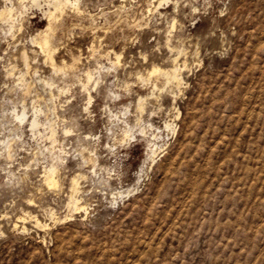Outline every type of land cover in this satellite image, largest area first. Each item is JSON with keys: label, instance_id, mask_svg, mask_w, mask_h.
Listing matches in <instances>:
<instances>
[{"label": "rangeland", "instance_id": "rangeland-1", "mask_svg": "<svg viewBox=\"0 0 264 264\" xmlns=\"http://www.w3.org/2000/svg\"><path fill=\"white\" fill-rule=\"evenodd\" d=\"M78 4L53 22L55 63L77 60L63 73L30 40L48 26L47 2L0 0L13 8L12 28L0 18V264H264V0ZM175 56L179 87L148 75ZM87 70L101 86L84 91ZM23 107L40 110L37 133L11 113ZM48 121L54 151L66 150L50 191ZM75 174L87 211L70 216Z\"/></svg>", "mask_w": 264, "mask_h": 264}, {"label": "bare ground", "instance_id": "bare-ground-1", "mask_svg": "<svg viewBox=\"0 0 264 264\" xmlns=\"http://www.w3.org/2000/svg\"><path fill=\"white\" fill-rule=\"evenodd\" d=\"M20 1V0H19ZM32 2H34V3H36V4H39V1L40 0H31ZM43 1H45V2H47V9L46 10H44L43 12H44V14H45V16H47V19H48V26H47V28L46 29H44V30H42V31H40L36 36H34V37H31V42L32 43H34L37 47H38V49L40 50V52L43 54V58L45 59V62L47 61V63H49L51 66H52V69L54 70H59L58 72H60V71H63V73H64V71L65 70H67V69H69L68 71H70V69L73 67V65H74V63L77 61H74V62H72V63H70V64H66V62H65V60H64V62L65 63H61V65L60 66H57V64L55 63V59H54V57H53V53L58 49H56L55 50V42H54V33H53V31H54V21H56L57 20V13H59L60 12V15H61V13H63L62 11L65 9V7L66 6H71V7H73L74 9H76L77 11H79V4H78V0H43ZM28 4V3H27ZM41 4V3H40ZM162 4V1H160L158 4H157V6H160ZM23 5V4H22ZM51 7H52V9H51ZM3 9V8H2ZM81 9V8H80ZM150 9V8H149ZM22 10V9H21ZM20 10V11H21ZM12 11H13V8L10 6V7H8V8H6V9H3V10H0V18H1V16L3 15L4 16V20L5 21H7V22H9V26L12 28V25H13V23H12V21H13V17L11 16L12 14ZM82 11V10H81ZM15 12V11H14ZM86 13V12H85ZM21 18V17H20ZM3 20V21H4ZM56 24V23H55ZM57 24H58V22H57ZM56 27V26H55ZM95 27H97V26H95ZM139 27V26H138ZM96 29V28H95ZM41 30V29H40ZM55 50V51H54ZM108 52V51H107ZM28 53V52H27ZM178 53V52H177ZM179 53H181L180 51H179ZM95 54V53H94ZM108 54H109V52H108ZM114 54V60H116V61H113V62H111L112 64H113V66L116 64V62H118L119 63V58H120V55L119 54H117V53H113ZM18 55V54H17ZM97 55V54H96ZM72 56V55H71ZM113 56V55H112ZM179 56V55H178ZM177 56V57H178ZM80 57V56H79ZM95 59V58H94ZM178 60H179V58H177ZM21 60L23 61V63H24V65H23V67L25 66V68L26 69H28V68H30L31 69V66L29 65V62H28V56H27V54H26V52L25 51H23L22 53H21ZM20 60V61H21ZM30 60V59H29ZM79 60V59H78ZM176 56H175V58H173V65H171V68H166V69H160V67L158 68V67H153L152 68V70L150 71V73L148 72V75L150 74H153V73H160L162 76H163V78H164V81H165V84L167 83H171L170 85H172L173 83L176 85V86H178V85H180V83L183 81H181V67L182 66H179L177 63H176ZM185 60V59H184ZM183 60V61H184ZM182 61V62H183ZM61 62H63V61H61ZM179 62V61H178ZM186 62V60L183 62V66L184 67H186L185 66V63ZM31 63V62H30ZM60 63V62H59ZM68 63V62H67ZM99 64V63H98ZM104 65V64H103ZM111 65V64H110ZM30 66V67H29ZM99 66V65H98ZM116 66H117V64H116ZM104 67V66H103ZM97 68V67H96ZM99 68H101V67H99ZM111 68V67H110ZM183 68V67H182ZM12 69V68H11ZM20 69V68H19ZM25 69V70H26ZM88 69V68H87ZM102 69V68H101ZM100 69V70H101ZM109 69V68H108ZM24 70V69H23ZM76 70V69H75ZM98 70V69H97ZM96 70V71H97ZM11 71V70H10ZM14 71V70H13ZM30 72V71H29ZM92 72H93V70H92ZM91 71H89V70H87L86 72H85V80H84V82H82L81 80V82H82V87L85 89L84 91H88L89 90V87H91V86H89L90 84L91 85H93L94 87L95 86H97V85H99V83H100V79H101V75L99 74V75H97V76H94V72L92 73ZM8 73V72H7ZM10 73H12V71L10 72ZM24 73V72H23ZM22 73V74H23ZM25 73H26V71H25ZM83 73V72H82ZM96 73H99V72H96ZM21 74V73H20ZM22 74H21V76H22ZM56 74V73H55ZM26 74H24L23 75V77L25 76ZM154 75V74H153ZM157 75V74H156ZM79 76V75H78ZM103 76V75H102ZM20 77V76H19ZM140 78L142 77L141 75L139 76ZM139 77H138V79H139ZM150 77V76H149ZM20 78H22V77H20ZM20 78L18 79V80H20ZM25 78V77H24ZM77 78V77H76ZM79 78V77H78ZM143 78V77H142ZM141 78V79H142ZM146 78V77H145ZM183 78V77H182ZM39 79V78H38ZM144 79V78H143ZM149 79V78H148ZM27 80V79H26ZM26 80H24V84H26ZM41 80V79H40ZM44 80V79H43ZM42 80V81H43ZM47 80V79H46ZM51 80V79H50ZM83 80V79H82ZM23 81V80H22ZM21 81V82H22ZM30 83V80L29 81H27V83ZM38 82V81H37ZM40 82V81H39ZM81 82H80V84H81ZM102 82V81H101ZM49 83V82H48ZM54 83V82H53ZM183 83V82H182ZM43 84V83H42ZM173 84V85H174ZM23 85V84H22ZM28 85V87H30L29 86V84H27ZM44 85V84H43ZM174 85V86H175ZM32 86V85H31ZM92 86V87H93ZM99 86H101V85H99ZM53 87V86H52ZM93 87V88H94ZM179 87V86H178ZM24 88V87H23ZM59 88V87H58ZM62 88V87H61ZM63 88H64V86H63ZM68 88V87H67ZM66 88V89H67ZM100 88V87H99ZM26 89H27V87H26ZM60 89V88H59ZM66 89H65V91H66ZM91 89V88H90ZM51 90H52V88H51ZM67 90H69V89H67ZM83 90V89H82ZM95 90H96V88H95ZM28 91V90H27ZM53 91V90H52ZM59 91V90H58ZM62 91V90H61ZM51 92V91H50ZM59 93H61V92H59ZM65 93V92H64ZM58 94V93H57ZM63 94V93H62ZM88 94V102L91 100V98H92V95H90V93L88 92L87 93ZM51 96V95H50ZM115 96V95H114ZM119 96V95H118ZM117 97V96H116ZM55 99V98H54ZM144 100H146V99H144ZM50 101V100H49ZM55 101V100H54ZM143 102V99L142 98H139L138 99V103H137V109H139V112H141V111H143V105H145V104H143L142 103ZM22 106H24V105H22ZM56 106V105H55ZM17 107V106H16ZM26 107V106H25ZM145 107V106H144ZM27 108V107H26ZM26 108H24L23 107V109H22V111L21 112H11L12 114H13V116H14V118L15 119H17V120H19V122H23L24 120H26V122H28V125H29V128H30V131H32V132H35L36 130H37V126L40 124V121H39V119H38V113L40 112V110L39 109H35V111L33 112V114L31 115V116H27V113H26V111H25V109ZM128 108V107H127ZM56 109V108H55ZM126 109V108H125ZM15 111H17V110H15ZM19 111H20V109H19ZM33 111V110H32ZM28 112V111H27ZM127 112V111H126ZM114 113V112H113ZM112 113V114H113ZM29 114V113H28ZM43 114V113H42ZM48 114V113H47ZM124 114V113H123ZM114 115V117L116 116V114H113ZM112 115V116H113ZM117 115H118V113H117ZM12 116V117H13ZM56 116V115H55ZM136 116V115H135ZM11 117V118H12ZM51 117V116H50ZM59 117V116H58ZM57 117V118H58ZM114 117H112V118H114ZM120 117H121V115H120ZM119 117V118H120ZM141 117V116H140ZM40 118V117H39ZM50 119V118H49ZM137 119V118H136ZM139 119V118H138ZM137 119V120H138ZM57 120V119H56ZM110 120H111V118H110ZM113 120H115V118L113 119ZM117 120V119H116ZM125 120V119H124ZM118 121V120H117ZM119 121H120V119H119ZM118 121V122H119ZM123 121V120H122ZM138 121H140V120H138ZM49 123L47 124L46 123V127L48 128V134H47V138H48V140H50L51 142V146L49 147H46V150L47 151H49V153H50V156H51V163H50V165L48 166V167H44L45 169H44V171H43V177H41V179H42V181L41 182H43V184L46 186V188H48L49 189V191H50V189H54V188H57V187H59L61 184L63 185V183H61L60 184V181H62V179L63 178H61L60 179V176L62 175H60L59 176V166H61V164L62 163H64L63 162V160H64V157H63V155L64 154H66V150L64 151V147H62L61 149H59V151H54V147H53V145L55 146V144H56V132H57V130H55V127L52 125L53 123H51L50 121H48ZM54 122V121H53ZM112 122V121H111ZM116 122V121H115ZM118 122H116V123H118ZM136 122V121H135ZM17 123V122H16ZM113 124H114V122H112ZM115 123V124H116ZM122 123V122H121ZM120 123V124H121ZM123 123H125V122H123ZM128 123V122H127ZM131 123V122H130ZM136 123H138V122H136ZM18 124V123H17ZM66 124V123H65ZM139 124V123H138ZM141 124V123H140ZM172 124H173V122L171 121V123L170 122H167V120H166V123H165V127L166 128H169L170 126H172ZM56 125V124H55ZM126 125V124H125ZM129 125V124H128ZM152 125V124H151ZM23 126V125H22ZM63 126V125H62ZM124 126V125H123ZM143 126H145V125H143ZM19 127H20V124H19ZM42 127V126H41ZM46 127H44V128H46ZM67 127V126H66ZM65 127V130H63L64 132H63V134H66V133H69V131H70V129H69V127H67L66 128ZM116 127H118V124L116 125ZM121 127H122V124H121ZM139 127V126H138ZM151 127V126H150ZM43 128V129H44ZM146 128H147V126H146ZM145 128V129H146ZM149 128V127H148ZM63 129V128H62ZM62 129L60 130V131H62ZM4 130V129H3ZM73 130H74V128H73ZM112 130V129H111ZM116 130V129H115ZM114 130V131H115ZM119 130H121V129H119ZM133 130V129H132ZM151 130V129H150ZM40 131H42L41 129H40ZM45 131H47L46 129H45ZM71 131H72V129H71ZM122 131V130H121ZM131 130H130V128L128 127V126H124V128H123V135L121 134V136H124V137H129V139H130V133L132 132H130ZM142 132H143V134H144V132H145V130H144V128L141 130ZM18 132V131H17ZM22 132H23V130H22ZM58 132H59V130H58ZM13 133H15V131H13ZM35 133H37V132H35ZM62 133V132H61ZM136 133V132H135ZM9 134V133H8ZM16 134V133H15ZM62 134V135H63ZM23 135V134H22ZM153 135H154V138H157V135L155 134V133H153ZM160 135H161V133H160ZM17 136V135H16ZM15 136V137H16ZM20 136V135H19ZM39 136V135H38ZM43 136H44V134H43ZM66 136V135H65ZM120 136V137H121ZM13 137V136H12ZM18 137V136H17ZM46 137H45V139H46ZM60 137V136H59ZM82 137V136H81ZM7 138V137H6ZM14 138V137H13ZM21 138V137H20ZM19 138V139H20ZM64 138V137H63ZM63 138H61V139H63ZM77 138H78V136H77ZM84 138V137H83ZM86 138V137H85ZM133 138V137H132ZM8 139V138H7ZM11 139V138H10ZM22 139H23V137H22ZM60 139V140H61ZM159 139V138H158ZM4 140V139H3ZM43 140H44V138H43ZM57 140H59L58 139V137H57ZM85 140V139H84ZM124 140V139H123ZM7 141V140H6ZM6 141H4V142H6ZM13 141V140H12ZM11 141V142H12ZM11 142H10V144H11ZM16 142H17V140H16ZM24 142V141H23ZM23 142H21V143H23ZM59 142V141H58ZM80 142H81V140H80ZM114 142V141H113ZM8 143H9V141L7 142V143H5L8 147H9V145H8ZM20 143V142H19ZM55 143V144H54ZM60 143V142H59ZM64 142H62V144H63ZM2 144V143H1ZM13 144V143H12ZM16 144V143H15ZM79 144V143H78ZM82 144V143H81ZM148 144V143H147ZM4 145V144H3ZM18 145V144H17ZM57 145V144H56ZM60 145V144H59ZM66 145V144H65ZM86 145V144H85ZM88 145V144H87ZM153 145H155V142L153 143ZM14 146V145H13ZM111 146V145H110ZM109 146V147H110ZM40 147V146H39ZM81 147V146H80ZM89 147V146H88ZM161 147V146H160ZM41 148V147H40ZM56 148V147H55ZM58 148H60V147H58ZM82 148V147H81ZM80 148V149H81ZM15 149V148H14ZM42 149V148H41ZM57 149V148H56ZM88 149V148H87ZM3 150H4V152H5V149L3 148ZM18 150V149H17ZM45 150V151H46ZM77 150V149H76ZM86 150V149H85ZM85 150H83V151H85ZM90 150V149H89ZM156 150L157 149H153L152 148V154L150 155V160H151V162H153L154 161V159H155V157H156ZM15 151V150H14ZM13 151V152H14ZM43 151V150H42ZM82 151V152H83ZM44 152V151H43ZM68 152V151H67ZM86 152V151H85ZM37 153H38V151H37ZM64 153V154H63ZM87 153V152H86ZM94 153V152H93ZM3 154V153H2ZM45 154V153H44ZM63 154V155H62ZM35 155L36 154H34V157H35ZM93 155V154H92ZM91 154L90 155H86L85 156V154L83 155V153L81 154V156L80 157H82V161L84 162V163H87V162H91L92 163V166H93V168L96 166V158H98V157H94V156H92ZM94 155H95V153H94ZM8 156H10V151H9V148H8ZM38 157L40 156V155H37ZM49 156V157H50ZM66 156V155H65ZM14 157V156H13ZM45 157V156H44ZM42 158H43V156H42ZM47 158V157H46ZM66 158V157H65ZM36 159V158H35ZM10 160V159H9ZM37 160H39V159H37ZM46 160V159H45ZM40 161V160H39ZM48 161V160H47ZM81 161V162H82ZM11 163V162H10ZM47 163V162H46ZM83 163V164H84ZM90 163V164H91ZM12 164V163H11ZM65 164V163H64ZM47 165H48V163H47ZM79 165H82V163H80ZM98 166V165H97ZM96 166V167H97ZM61 168H62V166H61ZM101 168V167H100ZM10 171V170H9ZM97 171V170H96ZM62 172H63V170H62ZM61 172V173H62ZM95 172V171H94ZM7 173H11V172H7ZM9 175V174H8ZM76 175V174H75ZM73 175V177H70L71 179L69 180V194H68V202H67V207L69 208V210H70V212H71V214H70V216L71 215H73V214H75V213H80V211H82V210H84L85 211V213H86V208L87 207H85L84 206V204H80V199L78 198V196H77V194L80 192V183H79V181H78V178H80V176L79 175ZM10 178V177H9ZM9 178H8V180H9ZM83 178V177H82ZM139 178V177H138ZM7 181V180H6ZM7 182H9V181H7ZM98 183H100V182H98ZM105 184V183H104ZM110 186V185H109ZM82 187V186H81ZM104 187H106V186H104ZM130 187V186H129ZM63 188V187H62ZM136 188V187H135ZM131 189V188H130ZM82 190V189H81ZM122 191V190H121ZM124 191V190H123ZM127 191H128V189H127ZM131 191V190H130ZM81 193V192H80ZM119 193V195H120V192H118ZM127 193L125 192V195H126ZM117 195V194H116ZM123 195V194H122ZM121 196V195H120ZM117 197H118V195H117ZM82 198V197H81ZM115 198V197H114ZM123 198V197H122ZM31 201H32V199H30ZM112 200V199H111ZM115 200V199H114ZM34 201V200H33ZM32 201V202H33ZM28 203H29V200L27 201ZM31 205V204H30ZM32 205H34V204H32ZM66 207V208H67ZM50 208V207H49ZM52 209V208H51ZM51 209H50V211L49 212H51ZM25 212V211H24ZM27 212V211H26ZM54 212V211H53ZM53 212L51 213V214H53ZM55 213V212H54ZM67 213H68V211H67ZM29 215H31V214H29ZM54 215H57V214H54ZM34 216V215H33ZM57 217V216H56ZM67 218V217H66ZM19 219V218H18ZM35 220V222L37 223V225L40 223L38 220H37V217L36 218H34ZM52 219H54V217L52 218ZM58 219V218H57ZM65 219V218H64ZM56 220V219H55ZM54 221V220H53ZM55 222V221H54ZM45 224V223H44ZM13 225H16L17 226V224L15 223V224H13ZM40 226H41V224H39ZM43 226V225H42ZM24 227V226H23ZM22 227V229H24ZM44 227H46V226H44ZM43 227V228H44Z\"/></svg>", "mask_w": 264, "mask_h": 264}]
</instances>
